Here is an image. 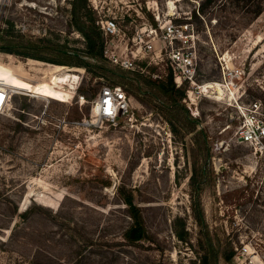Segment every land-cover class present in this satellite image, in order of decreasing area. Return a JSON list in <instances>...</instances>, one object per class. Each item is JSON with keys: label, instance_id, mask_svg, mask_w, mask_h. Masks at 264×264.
<instances>
[{"label": "rangeland", "instance_id": "obj_1", "mask_svg": "<svg viewBox=\"0 0 264 264\" xmlns=\"http://www.w3.org/2000/svg\"><path fill=\"white\" fill-rule=\"evenodd\" d=\"M70 1L0 0V31L9 21L27 38L83 49ZM89 1L119 27L109 54L135 58L125 69L105 56L112 67L156 80L172 71L176 84L172 49L193 55L182 103L207 135L208 156L197 158L191 135L175 133L144 92L123 88L129 111L103 120L93 110L101 88L121 85L0 51V84L22 89L0 110V264H201L193 206L201 166L205 223L215 243L235 248L219 264H264V150L235 135L239 105L258 100L264 110V0ZM206 83L222 92L202 91ZM123 192L142 215L134 241L124 235L133 220Z\"/></svg>", "mask_w": 264, "mask_h": 264}, {"label": "trees", "instance_id": "obj_2", "mask_svg": "<svg viewBox=\"0 0 264 264\" xmlns=\"http://www.w3.org/2000/svg\"><path fill=\"white\" fill-rule=\"evenodd\" d=\"M70 3V23L83 35L85 48L65 50L63 45L54 46L50 43H44V40L41 39L35 41L18 33L14 28V24L8 21L9 26L0 31V51L55 63L80 66L94 75L103 76L109 81L121 85L122 89L125 88L131 93L140 94L144 92L145 97L152 102L154 108L166 117L175 133L183 131L185 134L191 135L195 156L206 159L209 152L207 135L200 126L199 120L192 118L188 109L182 103L185 88L175 84L172 71L168 73L166 80H156L140 71L133 72L112 67L104 54L105 38L100 27V17L97 11L91 6L89 0H71ZM45 52L52 53L55 56H46ZM195 174L197 180L193 181V184L199 194L201 182L206 176V166L196 169ZM121 194L126 203L128 214L133 220L124 235L129 241H134L136 239L134 228L137 226V230H139L142 224L140 207L134 203L132 193L123 192ZM198 194L193 197V206L200 227L197 240L200 262L201 264H219L220 258L229 262L235 255V248L230 241L224 243L221 240L217 243L213 241L205 223ZM182 231L186 233L184 229ZM183 233L176 229V234L180 239H186Z\"/></svg>", "mask_w": 264, "mask_h": 264}, {"label": "built area", "instance_id": "obj_3", "mask_svg": "<svg viewBox=\"0 0 264 264\" xmlns=\"http://www.w3.org/2000/svg\"><path fill=\"white\" fill-rule=\"evenodd\" d=\"M99 23L105 38V56L109 57L114 64L122 68L135 69V58L128 57L127 55L123 56L116 50H112L109 54V46L111 42H114L113 40L115 36L119 34V27L116 20L113 18H102L99 20ZM168 33H174L172 25L168 27ZM152 49L153 44L151 43L147 44L144 48V50L148 51H152ZM170 59L177 86H181L183 82L187 80L194 82L196 60L192 54H185L184 52L173 48L170 53ZM19 90L22 89L7 87L0 84V110H2L11 100L13 92H18ZM193 93V90H188L187 97L185 98V101H187V105L191 110L193 109ZM187 99H190V102H188ZM97 104H99V108L95 110ZM238 109L241 114V121L235 131L237 140L240 143L254 146L258 150L263 151L264 110L262 108L261 102L255 100L248 104H241L238 106ZM93 110L96 111V114L101 119L114 121L129 111V99L121 86L105 84L101 88L98 99L94 102ZM248 252L249 248L243 247L242 251L239 253L245 254Z\"/></svg>", "mask_w": 264, "mask_h": 264}, {"label": "bare ground", "instance_id": "obj_4", "mask_svg": "<svg viewBox=\"0 0 264 264\" xmlns=\"http://www.w3.org/2000/svg\"><path fill=\"white\" fill-rule=\"evenodd\" d=\"M1 85H5V84H1ZM215 85L217 86L216 91L222 92V89L218 86L219 84H217V83H206V84H204L202 86L203 91L210 92L215 87ZM5 86H7V85H5ZM7 87H10V86H7ZM12 88H14V87H12ZM17 89H19V88H17ZM212 92H213V90H212ZM98 108H99V104L96 105L95 110Z\"/></svg>", "mask_w": 264, "mask_h": 264}]
</instances>
